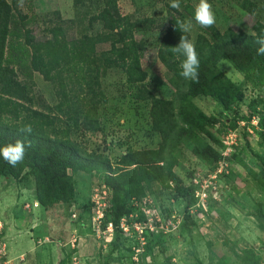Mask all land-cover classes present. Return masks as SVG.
Returning <instances> with one entry per match:
<instances>
[{
	"label": "rangeland",
	"instance_id": "1",
	"mask_svg": "<svg viewBox=\"0 0 264 264\" xmlns=\"http://www.w3.org/2000/svg\"><path fill=\"white\" fill-rule=\"evenodd\" d=\"M252 1L258 7L254 14L236 0H209L215 25L220 30L231 27L252 33L255 21L264 23V0ZM97 2L83 0L80 9L96 11ZM118 2L123 13L156 19L151 29L136 31L135 36L146 45L141 60L148 73L146 87L156 97L171 98L173 88L157 57L171 0ZM73 3L16 0L14 4L36 16L31 30L42 38L40 16L58 10L63 18H71ZM198 3L180 0V7L174 8L191 24V41L197 32L210 36L194 20ZM218 65L242 87L244 98L229 111L211 96L193 99L203 112L219 120L211 127L217 142L202 136L200 143L211 144L220 158L200 159L191 147H182L174 171L191 187L190 195L177 196L157 181L136 182L138 194L130 197L129 213L118 228L111 224L108 167L121 166L122 156L129 151L157 149L161 138L151 126L150 100L136 98V86L126 82L124 72L110 68L101 79L106 98L98 109L99 128L71 136L81 151L99 157L93 169H68L72 201L40 203L29 169L18 179L0 176V242L8 264H264V86L246 79L226 59ZM34 81L40 104L51 108L56 102L51 84L38 73Z\"/></svg>",
	"mask_w": 264,
	"mask_h": 264
},
{
	"label": "trees",
	"instance_id": "2",
	"mask_svg": "<svg viewBox=\"0 0 264 264\" xmlns=\"http://www.w3.org/2000/svg\"><path fill=\"white\" fill-rule=\"evenodd\" d=\"M15 1L0 0V147L21 141L25 156L15 166L0 156V176L18 179L29 169L43 205L72 201L74 187L68 169H93L98 164L99 157L81 151L71 136L99 128L98 109L106 98L101 79L108 69H121L126 82L136 86V98L150 100L151 126L161 138L157 149L129 151L117 170L108 167L115 228L130 211V197L138 194L136 182L157 181L177 196L191 194V187L174 171L183 146L191 147L200 159L219 160V151L200 143L202 136L217 142L211 127L219 120L203 112L193 99L211 96L226 111L243 100L242 87L219 67L221 59L264 86V56L257 55L264 23L259 20L252 25V33L231 27L220 30L215 24L204 28L210 36L197 32L192 42L199 54V77L186 80L179 74L183 57L171 51L182 35L174 30L176 24L185 20L167 5L157 57L166 68L173 95L162 98L152 95L145 85L148 73L141 60L146 45L135 36L136 31L151 29L154 17L123 13L118 0H98L93 12L80 9L83 0H74L71 18H63L58 10L40 16L44 35L38 38L31 30L36 16L21 11ZM236 1L251 14L258 8L252 0ZM184 35L191 40L189 32ZM35 73L53 88L56 102L51 108L43 107L33 92ZM236 126L232 121L231 128Z\"/></svg>",
	"mask_w": 264,
	"mask_h": 264
},
{
	"label": "clouds",
	"instance_id": "3",
	"mask_svg": "<svg viewBox=\"0 0 264 264\" xmlns=\"http://www.w3.org/2000/svg\"><path fill=\"white\" fill-rule=\"evenodd\" d=\"M172 8L180 7V0H171ZM194 20L202 28H209L216 23L215 13L209 0H199L195 11ZM191 24L177 22L174 30L182 33L179 43L172 46L171 51L177 56L183 57L179 65L180 76L186 80H197L199 77L200 60L194 43L184 33L190 31ZM257 55L264 56V34L257 39ZM30 131V129H28ZM0 156L12 166L21 163L25 156V146L21 141L0 147Z\"/></svg>",
	"mask_w": 264,
	"mask_h": 264
},
{
	"label": "built area",
	"instance_id": "4",
	"mask_svg": "<svg viewBox=\"0 0 264 264\" xmlns=\"http://www.w3.org/2000/svg\"><path fill=\"white\" fill-rule=\"evenodd\" d=\"M2 224L0 222V231H1ZM9 260L6 256V249L3 243L0 242V264H8Z\"/></svg>",
	"mask_w": 264,
	"mask_h": 264
}]
</instances>
